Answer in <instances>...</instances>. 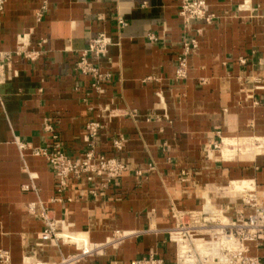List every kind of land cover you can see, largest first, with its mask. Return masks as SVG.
Returning <instances> with one entry per match:
<instances>
[{"label":"crops","instance_id":"0c3cea01","mask_svg":"<svg viewBox=\"0 0 264 264\" xmlns=\"http://www.w3.org/2000/svg\"><path fill=\"white\" fill-rule=\"evenodd\" d=\"M207 1L216 19L194 26L198 47L187 79L177 80L186 37L182 0H7L0 50H15L24 34L35 49L46 41L38 61L16 58L15 76L0 85V251L10 253L9 264H58L76 252L62 240L40 239L43 209L58 222L60 236L83 234L105 244L116 231L128 234L83 264H132L150 254L175 264L168 238L173 211L199 210L211 201L230 206L234 217L245 210L237 199L243 191L229 189L243 182L264 204V152L240 150L225 158L233 155L226 148L231 140H264V0ZM118 18L127 27L119 29ZM101 33L114 45L99 63L112 79L98 96L77 63ZM151 34L158 41H150ZM93 120L103 125L96 152L120 159L128 170L116 182L73 180L53 202L54 172L30 150L23 158L16 140L45 147L51 125L68 156L81 159L90 145L85 126ZM119 136L126 140L122 152L112 146ZM220 141L230 152L223 150L225 157L213 150ZM30 174L37 191L23 190ZM32 203L36 214L29 213ZM251 254L264 260V247L252 245Z\"/></svg>","mask_w":264,"mask_h":264},{"label":"built area","instance_id":"2783aa9c","mask_svg":"<svg viewBox=\"0 0 264 264\" xmlns=\"http://www.w3.org/2000/svg\"><path fill=\"white\" fill-rule=\"evenodd\" d=\"M6 2L7 0H0V24ZM41 16V13L38 14V19ZM179 16L182 19L186 37L182 43L181 53L177 57L175 78L185 80L188 77L189 56L198 47L200 30L194 32V26L196 24L211 25L216 17L210 11L207 0H182ZM118 27L124 29L127 27V22L118 18ZM148 39L152 42L158 41V37L152 34L148 36ZM17 41L15 50H0V85L15 76L16 72L13 70L12 64L16 58L36 62L43 55L41 47L46 43L45 40L38 43L39 49L31 47L30 34L19 36ZM113 45V40L105 33H101L91 40L87 48L80 53L77 63V71L82 76L91 79V89L98 96L105 94V86L112 79L110 73L101 70L99 63L107 57L109 49ZM111 117H115V114ZM102 129V122L97 120L86 124L85 134L90 145L85 156L81 159H72L68 156L59 134L51 125L46 126L50 142L45 147L33 148L29 144L16 140L23 158L25 157L24 153L30 150L33 156L44 158L54 172L57 196L52 200L53 202L60 201V196L69 188L73 180L85 179L92 182L99 176H105L108 182H116L128 170L127 164L120 159L110 158L96 152L93 143L99 137ZM253 144L259 146L264 144V140L254 141ZM112 146L116 152H122L126 146L125 138L121 136L115 138ZM224 146L225 143L220 141L213 146V150L222 154ZM154 169V165L150 164L149 171ZM137 174L141 176L143 172L138 171ZM35 180L36 176L30 174L29 183L23 186V190L37 191ZM237 199L241 201L245 210L251 211L249 214H246L244 209H240L234 217H231L229 215L230 206L219 207L211 201H205L199 210L173 211L172 216L175 224L168 231V238L176 249L175 264H264L263 259L251 254L252 245L264 247V204L252 186L245 189ZM37 205L36 203L29 205L30 214L37 213ZM40 218L44 224V229L40 234V239L43 242L62 240L64 243L75 245L76 252L64 257L58 264H83L88 258L101 255L107 247H115L128 235L116 231L105 244H92L89 240L72 243L71 236L58 234V222L50 217L46 209H43ZM9 262L10 253L1 250L0 264H9ZM132 264L168 263L163 258L150 254L134 260Z\"/></svg>","mask_w":264,"mask_h":264},{"label":"rangeland","instance_id":"374dc122","mask_svg":"<svg viewBox=\"0 0 264 264\" xmlns=\"http://www.w3.org/2000/svg\"><path fill=\"white\" fill-rule=\"evenodd\" d=\"M253 142L254 141H252V142H250V143H252L250 146L249 145H245V143L244 142H239V141H234L233 143V145L232 146H230V147H227L228 149L230 148V150H236L235 152H234V154L232 155V156H230V157H225V155H224V153H223V156L226 158V159H230V158H234V156L237 154V153H241L240 151H238V149H240L241 151H242V149H243V151H242V153L243 154H249L248 153V150L250 151V149H251V151H250V154H253V155H255V154H259V153H262V152H264V145H259V146H257V145H255V144H253ZM236 144V145H235ZM238 144H241V145H238ZM240 146V148H238ZM262 146V147H261ZM225 147V146H224ZM224 147H223V149H222V151L224 150ZM244 192V191H243Z\"/></svg>","mask_w":264,"mask_h":264},{"label":"bare ground","instance_id":"6f19581e","mask_svg":"<svg viewBox=\"0 0 264 264\" xmlns=\"http://www.w3.org/2000/svg\"><path fill=\"white\" fill-rule=\"evenodd\" d=\"M230 140H228V142H229ZM232 141V140H231ZM231 141L229 142V144H228V147H230V146H232L234 143H232L231 144ZM234 142V141H233ZM225 145H226V142H225ZM236 145V144H235ZM261 145H264V144H261ZM227 146V145H226ZM262 147V146H261ZM227 148V147H226ZM252 149V148H251ZM250 149V150H251ZM225 151H226V149H224ZM229 150H230V148H229ZM243 150V149H242ZM223 152V151H222ZM226 152H228V149H227V151ZM234 152H235V150H234ZM234 152H233V154H234ZM228 153H230V152H228ZM223 154V153H222ZM227 154V153H226ZM247 155V154H246ZM227 157V156H226ZM228 157H230V156H228ZM233 186V185H232ZM234 186H235V188L236 189H229V191L231 190V192H237V193H239V192H241V191H245V189H247L248 188V183L247 182H243V183H241L240 185L239 184H235L234 183ZM234 186H233V188H234ZM234 190H237V191H234ZM66 236H75V238H77V239H80L79 241H74L73 239V237H72V243H79L80 241H88V239H87V236H85V235H83V234H79V235H76V234H66ZM68 238V237H67ZM29 260H34V259H29ZM32 261H30V263H31ZM30 263H28V261H27V264H30Z\"/></svg>","mask_w":264,"mask_h":264}]
</instances>
